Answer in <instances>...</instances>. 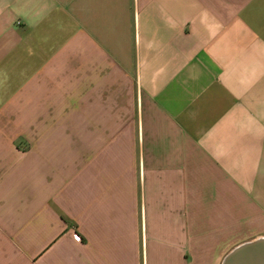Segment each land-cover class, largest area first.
Segmentation results:
<instances>
[{
	"label": "crops",
	"instance_id": "obj_1",
	"mask_svg": "<svg viewBox=\"0 0 264 264\" xmlns=\"http://www.w3.org/2000/svg\"><path fill=\"white\" fill-rule=\"evenodd\" d=\"M264 235V0H0V264H219Z\"/></svg>",
	"mask_w": 264,
	"mask_h": 264
},
{
	"label": "water",
	"instance_id": "obj_2",
	"mask_svg": "<svg viewBox=\"0 0 264 264\" xmlns=\"http://www.w3.org/2000/svg\"><path fill=\"white\" fill-rule=\"evenodd\" d=\"M219 264H264V235L233 246Z\"/></svg>",
	"mask_w": 264,
	"mask_h": 264
}]
</instances>
